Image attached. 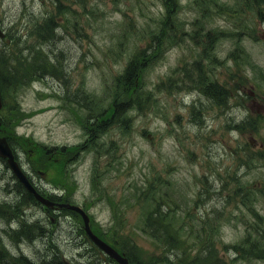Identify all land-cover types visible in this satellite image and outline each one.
I'll list each match as a JSON object with an SVG mask.
<instances>
[{"label": "rangeland", "instance_id": "obj_1", "mask_svg": "<svg viewBox=\"0 0 264 264\" xmlns=\"http://www.w3.org/2000/svg\"><path fill=\"white\" fill-rule=\"evenodd\" d=\"M212 1L195 0L219 29L209 48L189 36L180 44H164L144 72V98L138 107L118 117L108 112L112 121L91 136V107H110L114 78L157 29L165 11L160 0H65L57 2L58 10L52 0H0V22L5 15L19 26L7 41L17 45L9 50L19 58L17 70L2 75L0 63V81L9 82L2 89L10 104L2 114L5 127L0 136L10 138L35 184L64 189L71 202L89 213L97 233L121 247L132 246L141 264H164L169 254L166 244L143 225L153 209L154 193L170 207L169 219L176 222L172 234L194 225V235L184 234L190 245L207 239L227 264H264V258H239L232 249L246 243V237L247 245L258 241L264 247V25L257 12L243 11L237 0H217L221 7L226 4L225 14L215 11ZM177 2L181 24L190 30L200 12L189 0ZM58 25L65 29L57 43L63 51L61 68H55L62 76L40 77L28 71L30 52L23 54L25 44L17 37L27 30L26 45L40 39L41 46ZM195 59L214 65L211 77L227 87L224 111L197 92L184 93L197 86ZM186 66L189 74L183 72ZM193 101L202 109L199 123L191 115ZM49 146L68 148L48 152ZM12 176L0 161V204L18 198L7 192V181L14 190ZM24 212L45 226L50 242L34 236L18 244L7 238L13 259L54 261L47 252L61 239L63 245L57 248L63 258L85 264L79 260L83 249L76 242L67 245L69 236L80 237L81 216L50 211V218L41 204L29 205ZM5 225L0 220V229ZM12 225L18 227L16 221ZM1 239L6 241L3 234ZM95 255L105 262L90 264H116Z\"/></svg>", "mask_w": 264, "mask_h": 264}, {"label": "trees", "instance_id": "obj_2", "mask_svg": "<svg viewBox=\"0 0 264 264\" xmlns=\"http://www.w3.org/2000/svg\"><path fill=\"white\" fill-rule=\"evenodd\" d=\"M64 1L65 0H52V3L55 6V9L58 10L59 6H57V2H59L61 5V3ZM160 2L165 11L161 12L163 14L161 19L158 21L157 29L156 31L152 32L149 44L143 49L139 47L140 51L137 54L131 55L123 72H121L116 77L113 86V96L110 107L105 108L104 111H101L94 106L91 107V111H93L91 112L92 117L91 120L88 121L90 125H93L89 127L91 136L95 135L97 129L104 130L106 125L112 121L108 116H106L108 112H110L111 116L117 115L118 117L121 113L126 112L129 108L138 107L140 101L144 98V91L141 93L144 87L142 83L144 72L152 65V61L156 59L158 54L163 50L164 44L175 42L176 40L180 44L184 40L185 36H189L193 42L199 43L203 47L208 46L207 48H209L211 43L214 42V38L217 37L214 32H219V29L214 28L213 21H208L206 18V7H204L203 4H201L200 7L199 4L195 2V0H189V3L193 6V8H196L200 12V17L197 19V22L199 20L203 22L198 24L196 22V24H194V28L192 27L190 30H187L185 24H181V11L179 12L180 4L177 2V0H160ZM212 2L214 4V8L216 6L218 9H215V11L225 14L227 11L226 4L225 7H221V4L218 3L217 0H213ZM237 3L240 9L243 11L250 10L252 12H257L256 14L261 19L262 26L264 25V0H237ZM44 16H49V13H46ZM3 21H7L6 17L3 19ZM10 22V20L6 22L7 33L15 32V29H17L16 24H9ZM53 24L55 23L53 22ZM137 26L135 27L138 28ZM41 27H43V25H40L39 28ZM138 31H140L139 28ZM17 38L21 40V45L25 44L26 49L24 50L23 54L27 56L30 52V55L27 56V59L32 67H28V71L33 69L32 72L34 71L35 74H38L40 77H45L48 74L61 78L62 73L56 71L55 68L58 70L61 68L62 61L59 58V53H62L63 51H60L61 49L57 47V43L61 39H64L62 34L55 32L49 33L45 36L47 39L43 40L44 45L41 44V46H37L40 39H35L34 44L31 46L26 45V41L29 39L27 35L22 34V37ZM5 39L6 38L0 39V61H3L4 59L3 62H0L3 65V69H1L2 75L3 72H10L13 75L12 70H17L16 62L19 60V58L14 54V52H9V50H12V48L16 47L17 45L14 43L5 44ZM209 43L210 45H208ZM204 52L207 53L208 51L204 50ZM194 61L195 70L198 73V79H196L197 81L195 80L197 85L196 87H198L200 91L209 97L213 104L220 106L223 103L224 98L226 102V98L230 96L227 91V87H224L223 84L213 80L211 77V72L215 70V67H213L214 65L208 62L204 63L198 59ZM57 62H59L60 65H58ZM183 72L189 74L187 66L184 68ZM175 76L176 74L173 72V74L169 76V79L173 81ZM242 81L243 80L240 82ZM169 84H171V82H169ZM8 85L9 82H5L4 80L0 81V89L4 92L5 90L2 89V86L7 87ZM192 110L194 117L200 119V108L197 109L196 105H193ZM8 139L10 141V138ZM10 143L12 144L11 141ZM12 177L14 182L12 186L14 187V190L11 186L9 189L8 185L7 192L9 194L16 193L20 200L17 201L18 198H16L14 201L5 199L4 203L0 204V220H2V224H6L5 227H1L0 229V256H2V258L0 257V264H20V261L22 260L19 258L20 256L14 259L11 257V253L8 252L7 238L12 237L13 241L18 244H23L26 242V239L33 240L34 236H37L39 239L43 240L46 238V242H50L49 234L45 231V227H42L39 222H33L29 224L23 218H28L24 212V208H27V206L35 204L38 201L34 195L29 192L14 176ZM7 184H9V182ZM155 195L156 193H154L153 198H150L151 205L154 206L153 209L146 214L145 230L156 240L163 241V244L165 243L168 249L171 251V254H168L164 259V264H227V260L219 254V249L216 248L217 246L215 243H208L207 239L201 238L197 243L198 245L194 246L190 245L184 240L186 239L184 234H187L188 237L195 234V231H193L194 225H185L187 226L186 231L184 230V228H186L185 226L183 229H180L179 227L176 233L177 235L172 234L171 229L173 225H176V222L169 219L170 207L166 204L165 200L160 199L158 195ZM165 196H167V194ZM62 200H67V198ZM20 218H22L24 222H21L19 220ZM13 221L17 222L18 227H11ZM203 228L205 230V227ZM78 230V236H82L84 240L81 241L80 237L69 236L67 245H72L73 242H76L75 245L80 246L81 250L83 249L81 254L83 256L82 260L86 261L87 264L93 263L95 261H99L101 263L105 262L101 259L97 260L95 258V254L102 256L103 254L94 245V243L87 238L85 232L82 229L78 228ZM36 231L37 233H35V235L32 234V232L34 233ZM2 234L4 235L6 241L1 239ZM197 236L199 235L197 234ZM248 240L249 237H246V243L234 244L232 246L234 254L239 256V258H245L249 256L264 258V247L258 241L249 242V245H247ZM61 242H63L61 239L52 242L51 249L49 252H47V255L56 258L58 260V264H66L61 259L60 251L57 248L58 245H63ZM112 245H114L120 252L125 253L133 264H141L133 256L134 249L132 246L121 247L113 242ZM106 258L108 261H111L110 258ZM24 262L26 264H40L41 258L39 262H37L26 257L24 258ZM41 264H55V261H44Z\"/></svg>", "mask_w": 264, "mask_h": 264}, {"label": "water", "instance_id": "obj_3", "mask_svg": "<svg viewBox=\"0 0 264 264\" xmlns=\"http://www.w3.org/2000/svg\"><path fill=\"white\" fill-rule=\"evenodd\" d=\"M0 36H4V33L0 30ZM1 97V95H0ZM0 107H1V98H0ZM0 156L3 157L6 160L7 165L12 170L13 174L18 178V180L23 184V186L33 193L35 197L43 202L44 204L51 206L54 204L51 200L48 198H45L43 195H41L35 186L31 183L28 176L26 175L25 171L21 167L20 163L17 161L16 156L13 152V149L11 148L8 140L6 137H0ZM59 207H67L71 210L79 212L84 220V228L89 235V237L94 241V243L100 247L103 251H105L110 257L115 259L120 264H131L130 261L126 256L119 253L113 246H111L109 243L101 239L98 235H96L91 226H90V218L88 214L85 212L83 208H81L78 205L70 204V203H58Z\"/></svg>", "mask_w": 264, "mask_h": 264}, {"label": "bare ground", "instance_id": "obj_4", "mask_svg": "<svg viewBox=\"0 0 264 264\" xmlns=\"http://www.w3.org/2000/svg\"><path fill=\"white\" fill-rule=\"evenodd\" d=\"M11 35H12V34H10V33H5V34H4V38H6L5 40L8 41ZM24 218H25V217H24ZM5 250H6V249H5ZM0 257L2 258V256H0ZM19 258L22 259V260L20 261V264H26V263L24 262V258H26L25 256H20ZM61 259H62V258H61ZM43 260H44V257L41 258V262H40V264L43 262ZM62 260H63V259H62ZM54 261H55V264H58V260H57L56 258H54Z\"/></svg>", "mask_w": 264, "mask_h": 264}, {"label": "flooded vegetation", "instance_id": "obj_5", "mask_svg": "<svg viewBox=\"0 0 264 264\" xmlns=\"http://www.w3.org/2000/svg\"><path fill=\"white\" fill-rule=\"evenodd\" d=\"M28 173H29L30 177H32V174L30 172H28Z\"/></svg>", "mask_w": 264, "mask_h": 264}]
</instances>
